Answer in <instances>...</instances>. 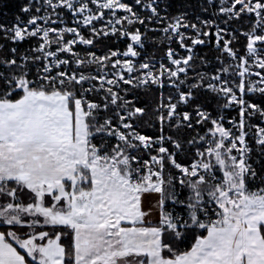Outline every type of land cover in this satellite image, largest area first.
<instances>
[{"label": "snow or ice", "instance_id": "1", "mask_svg": "<svg viewBox=\"0 0 264 264\" xmlns=\"http://www.w3.org/2000/svg\"><path fill=\"white\" fill-rule=\"evenodd\" d=\"M0 264H264V0H0Z\"/></svg>", "mask_w": 264, "mask_h": 264}]
</instances>
